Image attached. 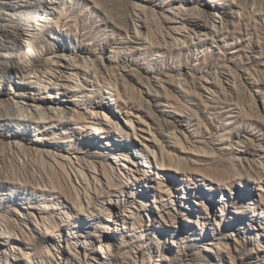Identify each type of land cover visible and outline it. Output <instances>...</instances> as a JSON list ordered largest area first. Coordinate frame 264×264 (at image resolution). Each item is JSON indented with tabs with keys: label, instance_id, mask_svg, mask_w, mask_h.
I'll return each mask as SVG.
<instances>
[{
	"label": "rangeland",
	"instance_id": "1",
	"mask_svg": "<svg viewBox=\"0 0 264 264\" xmlns=\"http://www.w3.org/2000/svg\"><path fill=\"white\" fill-rule=\"evenodd\" d=\"M67 1L65 7H68ZM92 1L82 0L76 5L71 2L65 15L57 21L64 27L59 33L67 37L71 45H80L98 57L101 56L98 44H104L110 50L107 53H112L105 58L111 68H116V63L129 64L121 72L130 78L134 91L116 93L113 86L103 91L101 83L89 82L88 85L81 77L83 85L68 87L65 95L58 80L47 77L45 85L52 90L57 82L59 89L53 91L64 97V101L70 102L75 94L78 98L71 101L85 114L80 133H62L46 142L64 145L68 152L77 150L96 165V169L90 167L86 175L88 195L93 196L88 199L95 208L89 217L94 220L88 229L97 238L71 239L75 237L72 230L81 229L77 225L82 224L80 220L85 216L83 213L63 215L57 218L60 226L54 237L58 240L56 244L60 243L59 249L45 244L48 246L41 249L43 255H54L58 257L57 262L65 264L61 257L72 258L74 249L71 248L76 244L80 264L85 258L91 259L93 264L92 255L100 258L105 254L100 252V247L108 254L101 256V264H264V0H143L144 8L155 11V15L148 14L146 29L143 28L142 34L148 33L149 41L133 37V31L140 29L138 24L135 28L131 21L129 30H125L113 23L116 13L128 14L125 12L129 11L138 17V9L127 8L124 0H107L109 15H104L100 1ZM190 8L191 12L196 8L197 14L190 15ZM191 19L208 20L207 28L212 24L215 29L223 28L204 35V31L210 30L205 27L199 31L198 27H192ZM54 27V22L49 23L45 32H54ZM171 41H175L173 46ZM141 42L147 45H139ZM182 78L185 81L177 82ZM76 80L73 77L68 82L72 84ZM201 82L212 89H204ZM90 84H94L93 90H88ZM139 88L143 90L142 99L135 94ZM88 91H92L93 96L88 97ZM164 92L180 111L154 104L150 109L147 107V99L152 102ZM100 100L103 106L96 105ZM192 110H197L199 118L187 124V137H183L179 145L169 137L164 124L175 113L184 117ZM117 111H127L131 118L137 114L135 135L128 128L125 116L118 115L119 124L114 128L105 125L102 118L114 121ZM153 113L160 114L162 123L153 118ZM72 122L74 120L70 125ZM90 124L97 128L96 133L90 132L93 130ZM148 125L161 138L166 150L178 155L171 158L172 165L159 168L153 163L143 173L140 164L132 161V151L125 152L118 141L129 143L132 140L158 152L156 140L145 128ZM124 127L128 133L122 129ZM94 142L102 149L94 150ZM207 186L223 190L224 199L218 200L221 198L218 193L210 200L205 190ZM82 188L79 183L80 193ZM22 190L31 188L27 186ZM43 196L45 198L38 200L43 202V211L47 213L52 210L47 207L52 195L44 192ZM102 203L108 204L100 212L96 208ZM162 209L167 211L163 212V217ZM129 213H134L131 219H127ZM162 226L175 230L177 238L157 251L159 248L152 245L154 231ZM67 232H71L72 241L68 240Z\"/></svg>",
	"mask_w": 264,
	"mask_h": 264
},
{
	"label": "bare ground",
	"instance_id": "2",
	"mask_svg": "<svg viewBox=\"0 0 264 264\" xmlns=\"http://www.w3.org/2000/svg\"><path fill=\"white\" fill-rule=\"evenodd\" d=\"M80 1L82 0H69L68 7L71 6V2L76 5ZM99 1L102 5L101 10L104 11V15H109L108 5L106 3L107 0ZM66 2L68 1L0 0V264H60V262H57L58 257L55 258L54 255L48 253L44 256L41 249H47L46 246L48 245L45 244H51L52 247H58L59 249L60 243L56 244L58 240L56 241L54 237L55 232L60 226L57 218L63 215L70 217V215L73 214L77 215L83 213L85 216V219L80 220L82 224L77 225L81 227V229L79 231L72 230V236L75 237L71 239L79 241L81 237H87L88 239L97 238V235L91 234L88 229L93 223L94 218L89 217L92 215L95 208H93V203L88 199L93 196L88 195L89 179L86 175V171L89 170L90 167L95 170L96 165L93 162H89L90 160L87 161V158L77 152V150L68 152L64 145H59V143L57 145L49 144L46 142L49 138L59 137L58 135L62 133L71 134V132L74 133V131L80 133L83 130V124H85H82L81 121L85 118V114L83 110H78L74 105L75 103L71 101L78 98L75 94H72V99H69L70 102H67L64 101V97L57 96V93L55 94L53 89H59L58 85H60L61 89H65V92L62 91L63 94L66 95L69 88L83 85V79H81V77L84 78V83H88V85L89 82L96 84L101 83L104 87L103 91H108L105 87L113 86L116 93H119L120 90L124 92L130 90L134 91V85L126 73L121 72V70L129 66L128 63H116V68H111L110 63H108L105 58L111 56L112 53H107L110 50L106 48L104 44H98V53L101 55L98 57L97 54L86 48L80 47V45H71L67 37L59 33L64 30V27L59 26L57 21L62 15H65V9L68 8L67 6L65 7ZM92 2H96V0ZM60 3L62 7H60ZM124 4L127 5V8L131 6L134 11L138 9V17H134L129 11L125 12L128 14L121 12L116 13V20L113 22L114 25L129 30V23L132 21L135 28L137 24L140 26L139 31H133V37L135 39H141L140 37H142L149 41L147 37L148 33H142L143 28L146 29L147 26L146 19L148 14L151 13L155 15V11L144 8L143 0H124ZM172 10L174 12V9ZM188 13L190 15H195L197 14V9L192 8L191 12L190 8ZM198 17L200 16L198 15ZM51 22L55 24L54 32L50 30L45 32V26H49ZM207 22L208 20L200 22L199 20L191 19L192 27H198L199 31H203L205 27L207 28ZM159 24L161 23L159 22ZM31 26H33V29ZM215 28V24H212V27L208 26L207 29L210 30V32L206 30L204 31V35L212 34L213 31L222 29L223 26H219L217 29ZM143 43L144 42L138 44L147 45ZM174 44L175 41H171L170 45L173 46ZM126 60L125 58V61ZM117 70L119 72H117ZM47 77L56 78V80H58L59 84L57 85V82H54L52 90L45 85ZM73 77H76L77 80L71 84V81H68ZM25 78L27 79L26 82L24 81ZM181 81H185V78L177 80V82ZM90 85L88 90H93L94 87L92 85L94 84ZM200 85H202L204 89L211 88L204 82H201ZM220 88L224 90L222 86ZM135 94L142 99L143 90L139 88L136 90ZM87 96H93L92 91H88ZM236 98L238 99V97ZM251 100H253V97ZM65 102H67L66 105ZM153 104L155 106L162 105L163 107H173L179 111L181 110L174 106L166 92L160 94L159 97L152 102L147 99V107L149 109L150 105ZM96 105L103 106L102 100ZM162 106L161 108H163ZM118 112H120V114ZM127 113V111H117L114 118L116 120L110 121L109 117L108 119L103 117L102 120L104 119L106 121L105 125H107L108 128H114L119 124L117 117L120 115L125 116L128 128L132 129V134L135 135L134 117L135 115L137 116V114L134 115L133 113L134 116L131 118V115H127ZM198 115L197 110H192L184 115V117L179 113H175L171 120H168L165 124L163 123L165 131H167L169 137L173 139V142L179 145L182 144L183 137H187V124H190L193 118L198 120ZM153 118L159 123L161 122L160 114L153 113ZM73 120L74 122L70 125L69 122ZM89 127L93 128L90 132H97V128L94 127L93 124H90ZM145 128L147 131L151 132V137L156 140L158 152L149 149L147 145H139L132 140L129 143H120L118 141L121 149H124L127 153L130 150L132 151L130 157L133 159L132 161L140 164V170H142L143 173H145V168L151 167L153 163L159 165V168L172 165L171 158H174V154H178L171 150H166L164 143L160 140L161 138H158L157 135L153 133L149 125ZM122 129L125 130L127 127ZM126 133L128 132L126 131ZM31 136L34 137L35 141L29 138ZM59 140L62 141L63 139ZM96 143L94 142L93 144L94 150L98 151V149H102L99 148ZM175 161L178 163L179 159L175 157ZM75 164H77V166ZM79 183L83 186L81 193L78 189ZM27 186L31 188L30 191L22 190ZM40 187L41 189L39 190L38 188ZM243 189L246 190L247 188ZM205 190L210 200H214L218 193H220L221 196L218 200L224 199L223 196L225 193L223 190L216 189L213 186H207ZM44 192L48 193V195H52L49 196L50 200L47 205V207L52 208V210L47 213L43 211V202L38 200V198H45V196H43ZM246 194H249L248 190ZM80 198L86 199L83 201ZM94 198L97 197L95 196ZM105 204L108 203H102L99 205V208L96 209L100 212L103 211L105 209L104 206H106ZM165 210L162 209V217ZM129 214L131 215H128L127 219H131L134 213ZM154 232L156 236L152 245L159 248L157 251L160 250L162 245L165 244V246H167V244L177 238L175 230L167 229L163 226L158 227ZM70 233L71 232H67L69 241L71 240L69 236ZM49 234H51L50 237ZM152 245H150V247ZM71 249H74L72 258L70 256L65 260V257H61L64 258V263L75 264L77 260L80 264L79 250H77L76 244H74ZM161 251H163V249ZM100 252L105 253L101 255L102 258L107 254V250L103 251V247H100ZM101 256L99 258V256L92 255L91 258L95 259L93 264H101ZM113 258H115V256H113ZM90 260L91 259L85 258L82 264H91L92 262L90 263ZM194 260L196 259H193V261Z\"/></svg>",
	"mask_w": 264,
	"mask_h": 264
}]
</instances>
